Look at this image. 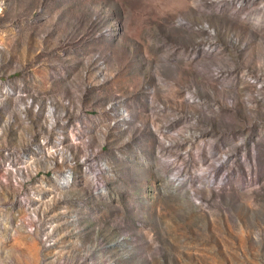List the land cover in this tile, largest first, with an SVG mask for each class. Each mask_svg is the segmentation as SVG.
I'll list each match as a JSON object with an SVG mask.
<instances>
[{
	"label": "rangeland",
	"instance_id": "374dc122",
	"mask_svg": "<svg viewBox=\"0 0 264 264\" xmlns=\"http://www.w3.org/2000/svg\"><path fill=\"white\" fill-rule=\"evenodd\" d=\"M0 264H264V0H0Z\"/></svg>",
	"mask_w": 264,
	"mask_h": 264
}]
</instances>
